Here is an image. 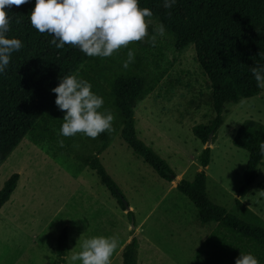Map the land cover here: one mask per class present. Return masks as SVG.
<instances>
[{
	"label": "rangeland",
	"instance_id": "rangeland-1",
	"mask_svg": "<svg viewBox=\"0 0 264 264\" xmlns=\"http://www.w3.org/2000/svg\"><path fill=\"white\" fill-rule=\"evenodd\" d=\"M155 27L151 22L148 29L156 36L155 46L138 42L137 49L144 70L160 80L136 104L134 123L138 139L167 163L174 181L161 180L132 154L120 139L121 126L113 112L111 138L98 159L123 195L130 217L78 160L94 156V145L85 136L70 144L38 146L26 136L0 166V190L12 175L18 176L0 209V264H53L62 233L67 240L64 264H73L71 256L95 236L118 237L111 264H122L123 249L133 238L136 264H229L212 241L206 244L217 224H202L191 201L176 189L199 172L206 176L205 195L212 205L264 228V193L259 187L264 184V159L254 184L241 193L249 155L233 144L243 123L264 127V88L256 97L225 104L210 145H202L192 128L207 126L214 118L209 83L195 61L194 48L176 52ZM207 147L210 159L204 168L200 154Z\"/></svg>",
	"mask_w": 264,
	"mask_h": 264
},
{
	"label": "trees",
	"instance_id": "trees-1",
	"mask_svg": "<svg viewBox=\"0 0 264 264\" xmlns=\"http://www.w3.org/2000/svg\"><path fill=\"white\" fill-rule=\"evenodd\" d=\"M35 0L5 11L11 17L8 37L21 40L24 47L13 52L8 68L0 75V166L27 136L35 145L66 144L74 137H62L59 129L64 112L55 105L51 89L59 78L78 74L92 84V91L104 99V107L113 112L121 126L120 139L134 156L147 165L161 180L171 183L173 171L150 147L137 137L134 123L136 104L148 97L159 83V75L145 71L137 49L138 42L129 44L134 50V62L128 68L122 63L127 48L111 57H89L71 45L57 49L50 44L51 36L39 33L29 21ZM139 7L151 9V22L162 23L165 36L176 52L192 46L195 61L209 83L214 118L207 126L192 128L193 136L206 145L221 125L224 105L236 104L259 95L251 67L264 64V0H177L171 9L162 6V0H139ZM170 13V14H169ZM84 136V135H83ZM86 137V136H85ZM94 145V156L78 157L106 188L119 208L125 212L126 203L114 181L100 164L98 156L109 144V132L95 139L86 137ZM264 142V127L245 122L237 131L233 144L249 155L243 176L241 193L254 184L258 168L264 159L260 144ZM210 149L200 154V164L207 167ZM264 179V175H263ZM18 176L12 175L0 190V209L14 192ZM204 172L195 175L192 182L180 181L176 189L195 207L202 224H217L209 236L211 246L218 249L225 261L234 264L239 254L251 253L264 264V228L247 223L222 208L212 205L205 195ZM264 191V184L259 186ZM127 216H131L129 211ZM223 231V233L220 231ZM67 240L62 233L57 241L56 260L64 264ZM137 243L133 238L123 249L122 264H136Z\"/></svg>",
	"mask_w": 264,
	"mask_h": 264
},
{
	"label": "clouds",
	"instance_id": "clouds-1",
	"mask_svg": "<svg viewBox=\"0 0 264 264\" xmlns=\"http://www.w3.org/2000/svg\"><path fill=\"white\" fill-rule=\"evenodd\" d=\"M28 2L0 0V75L8 68L12 53L24 47L21 40L6 35L12 21L5 9ZM176 4L177 0H162L165 9ZM152 16L151 9L139 7V0H35L29 21L39 33L51 36L50 44L57 49L71 45L86 56L107 58L127 48L122 67L128 68L135 56L134 50L128 47L130 43L147 42L155 46L156 36L148 31ZM155 32L163 36L164 25L157 23ZM251 73L257 87L264 88V64L251 67ZM51 92L55 94V105L64 112L60 136L83 134L95 139L101 133L112 131V112L103 109V97L93 92L92 84L78 74L60 77ZM260 150L264 155V142ZM118 245L117 236L86 239L81 251L71 256V261L73 264L76 261L79 264H111ZM234 264H259V261L251 253H240Z\"/></svg>",
	"mask_w": 264,
	"mask_h": 264
},
{
	"label": "water",
	"instance_id": "water-1",
	"mask_svg": "<svg viewBox=\"0 0 264 264\" xmlns=\"http://www.w3.org/2000/svg\"><path fill=\"white\" fill-rule=\"evenodd\" d=\"M211 135L209 136V139H208V142L206 143V146H209L210 145V141H211ZM208 148V147H207ZM129 207L128 206H126V211H128L129 212Z\"/></svg>",
	"mask_w": 264,
	"mask_h": 264
}]
</instances>
